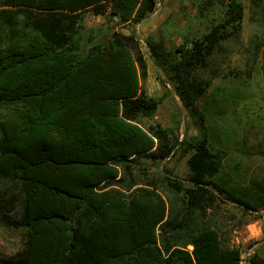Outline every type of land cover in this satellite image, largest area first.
<instances>
[{"label":"trees","instance_id":"1","mask_svg":"<svg viewBox=\"0 0 264 264\" xmlns=\"http://www.w3.org/2000/svg\"><path fill=\"white\" fill-rule=\"evenodd\" d=\"M155 7L156 0H0V225L21 234L0 264H241L208 210L218 197L256 207L212 179L221 161L206 138L140 125L160 99L141 87L147 62L138 37L113 32L85 52L76 42L86 12L137 24ZM243 13L240 1L228 0L224 18L176 54L161 39L146 41L186 106L195 109L210 82L199 69L238 35ZM176 150L189 153L187 185L135 173ZM248 260L264 264L255 252Z\"/></svg>","mask_w":264,"mask_h":264},{"label":"rangeland","instance_id":"2","mask_svg":"<svg viewBox=\"0 0 264 264\" xmlns=\"http://www.w3.org/2000/svg\"><path fill=\"white\" fill-rule=\"evenodd\" d=\"M238 1L244 11L241 30L222 41L207 66L199 69V76L210 82L195 100V109L180 100L174 80L154 65L146 41L161 39L176 54L178 45L200 38L224 18L228 0H156L155 9L137 24L120 22L109 13L86 12L76 42L85 52L109 40L113 32H133L138 37L147 62L141 87L148 96L160 99L152 115L140 118V125L147 128L159 122L179 139L206 138L221 161L212 179L256 207L249 209L218 197L215 207L208 210L222 238L240 249L241 264H250L253 252L264 257V0L257 5L251 0ZM253 42L258 43L254 62ZM188 156L176 150L159 163L145 160L135 173L141 177L168 175L187 185ZM20 243L19 231L0 225V256L14 253Z\"/></svg>","mask_w":264,"mask_h":264}]
</instances>
